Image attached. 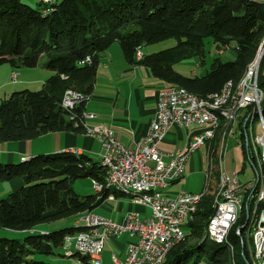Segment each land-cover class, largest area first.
Instances as JSON below:
<instances>
[{
	"label": "trees",
	"instance_id": "1",
	"mask_svg": "<svg viewBox=\"0 0 264 264\" xmlns=\"http://www.w3.org/2000/svg\"><path fill=\"white\" fill-rule=\"evenodd\" d=\"M208 37L219 51L233 43L235 60L222 63L215 58L201 78L177 73L174 65L185 59L195 57L203 65ZM167 39H175L176 45L136 59L145 45ZM263 42L264 3L256 0H55L40 2L36 8L19 0H0V66L33 69L46 57L41 66L52 72L41 90L14 92L1 102L0 143L52 133L86 134L81 124L86 102L64 110L62 101L67 91L91 96L99 58L113 43L119 44L128 63L146 67L168 88H182L204 99L220 94L228 83L238 84L256 64ZM259 66L257 84L263 92L264 114V56ZM213 147L211 142L204 196L187 224L184 240L173 246L162 264H188L192 259L193 264L203 259L210 264H260L254 259L247 226L242 229L244 213L224 244H215L206 236L219 182V153ZM252 163L257 167V162ZM14 179L22 180L23 186L0 200V229L15 232L78 217L94 210L111 193L117 194L109 189L88 196L76 194L77 180L104 182L105 169L100 162L71 152L0 164V182ZM263 208L260 203L257 211ZM81 230L76 226L28 235L23 241L0 239V264H50L34 256L54 255L63 250L66 238ZM208 244L213 248L206 251ZM71 257L91 264L84 255Z\"/></svg>",
	"mask_w": 264,
	"mask_h": 264
},
{
	"label": "built area",
	"instance_id": "2",
	"mask_svg": "<svg viewBox=\"0 0 264 264\" xmlns=\"http://www.w3.org/2000/svg\"><path fill=\"white\" fill-rule=\"evenodd\" d=\"M55 0H45V4ZM141 51L136 53V59H142ZM254 74V73H252ZM15 82L16 75H12ZM230 85L226 88L229 91ZM225 91V92H226ZM256 98H263V92L255 83H247L245 90L238 102L245 103L246 113H251V101ZM89 97H84L78 93L67 91L62 101L64 110H72L81 102H87ZM216 102L224 103L225 95H212ZM212 106H207V101H199L187 97L185 93H177L167 89H160L155 114L149 123L146 136L133 149L124 147L118 140L117 134L105 124H100L95 128L89 127L87 137L99 140L101 146L100 158L105 163L112 166V170H117L118 186L129 187V183H165L174 184L183 178L185 166L192 154L205 148V139L211 138L215 120L211 117ZM96 116L84 112L81 124H86V120H93ZM172 127L190 132L191 134L182 149L175 151H164L161 148L167 133ZM264 120L258 127H251L250 120L243 122L242 130L234 134L237 146L243 150L245 159L250 164V156L255 150H264ZM247 131L256 132V143L247 142ZM110 176V173H105ZM92 190L95 194H100L105 188H100L98 181H92ZM251 190H258V200L249 201ZM239 192H247L249 210L244 212L246 227L248 218L259 202H264V184L261 187H254V177L247 182L240 180L239 174L233 172L226 173V193L235 195ZM198 194L183 193L175 197L163 195L140 196L131 200L135 205L147 208L149 216H142L131 212L123 216L122 223L113 222L110 219L95 215L91 212L80 214L78 222H88L95 225L93 234H82V237H68V245H64L65 257H71L73 250L83 256V250H92L95 260L102 263V253L106 242L111 238H118L124 233H128L135 241L127 245L123 259L113 258L114 264H141V261L153 262L155 258L163 255L174 240L187 234V224L189 223V210L194 203H198ZM109 199L113 197L108 196ZM234 218V210L228 208V201L220 200L216 216L212 223L211 238L223 239L224 225ZM83 235H90V242H83ZM258 239L259 253L264 261V219L258 226L256 235Z\"/></svg>",
	"mask_w": 264,
	"mask_h": 264
},
{
	"label": "crops",
	"instance_id": "3",
	"mask_svg": "<svg viewBox=\"0 0 264 264\" xmlns=\"http://www.w3.org/2000/svg\"><path fill=\"white\" fill-rule=\"evenodd\" d=\"M19 1L30 6L34 5V8H36L38 3L42 2V0ZM141 54L145 56L151 53L143 52L141 49ZM42 58H40L37 68L46 71V74L37 75V77H35L36 74H27V78L22 79V73L19 71L20 73H17L18 83L30 84L35 82L36 79V82L44 83L52 75V72L45 70L41 66L44 63L41 61ZM6 85L4 84L0 88ZM168 87L164 82L156 79L146 67L128 63L123 56L121 47L113 43L99 58L93 91L85 104V112L94 114L96 118L86 120L85 125L95 128L100 124H105L117 134L119 142L124 147L133 149L137 143L143 140L148 132L149 123L156 111L159 90L163 88L167 89ZM196 131L197 129H193L190 132H186L172 127L161 144L162 150L175 151L182 149L183 143ZM86 135L62 132L47 134L24 142L0 143V163H19L37 154L61 152H76L78 155H85L93 162L99 163L101 161L100 142ZM249 135L251 136V133ZM222 156L223 152L221 158ZM250 165L254 170L255 177L256 166L252 162H250ZM88 181L92 188V181ZM22 186L23 182L20 179L0 182V197H3L8 192L16 191ZM109 196L113 198L105 199L91 213L110 219L116 223H122L123 216L131 212L142 216H149V210L132 203L131 197L121 193H111ZM96 209L97 211H95ZM52 227H55V225H40L29 231V233H47L51 231ZM26 234L0 229V238L8 235L21 236ZM74 234L76 235V233ZM75 235L72 237H75ZM134 241L135 239L128 233H124L118 238L109 239L102 253L101 264L105 260L104 253L106 249L111 250L110 261L113 263V258L120 260L124 258L127 245ZM72 250L73 247H70L73 255ZM203 262H205V259L199 264H203Z\"/></svg>",
	"mask_w": 264,
	"mask_h": 264
},
{
	"label": "bare ground",
	"instance_id": "4",
	"mask_svg": "<svg viewBox=\"0 0 264 264\" xmlns=\"http://www.w3.org/2000/svg\"><path fill=\"white\" fill-rule=\"evenodd\" d=\"M45 3V0H42ZM258 64H254L249 68L246 72L244 78L236 85L228 83L222 90L220 94L217 95H225L224 103L216 102V99H212V95L208 96L204 99L198 98L193 94H190L185 89L182 88H167V90L174 91L177 93H185L187 97L192 99H196L199 101H207V106H212L211 109V117L215 120L216 125L213 126V133L211 138L205 139V144H210L214 142V147L217 148L219 153V167H220V160L221 155L224 149L225 142L229 136L235 134L233 126V120L235 119L236 115H238L243 110V116H245L246 120H250L251 127H258V125L262 124V120H264L262 112L260 111V106H258L259 102L262 101V98H256V100L251 101V108H259V113H256V109H252L251 113H246L245 110V103L238 102L240 96L242 95L243 91L246 88L248 82L255 83V87H257V78H258ZM254 73V74H252ZM230 85L229 91H226V88ZM226 91V92H225ZM242 115V112L241 114ZM239 116V115H238ZM243 118V117H242ZM245 118L243 121H245ZM258 119V120H257ZM260 119V120H259ZM242 120V119H241ZM257 120V121H256ZM239 122H241L239 120ZM237 124V122H236ZM85 125V124H84ZM240 126V125H239ZM86 127V125H85ZM243 127V126H242ZM242 127L237 128L239 132L242 130ZM236 129V128H235ZM237 132V134L239 133ZM87 135H89V128L86 127ZM251 133V136L249 135ZM262 139H264V130H262ZM247 142L248 143H256V132L255 131H247ZM213 147V148H214ZM78 154L76 152H73ZM253 160L250 162H257V167L255 170V177H254V187H261L264 184V150H255L253 152ZM101 165L105 169V173H110V176H105L104 182L100 183V188H105V190H113L117 193H121L125 196H129L132 200L139 198L140 196H153V195H162V191L172 184H165V183H146V184H138V183H129V187H122L118 186V181L115 179L117 178V170H112V166L109 163H105L100 161ZM218 186L216 190V196L214 198L212 209L213 214L208 221L207 225V238L215 243V244H224L227 241V237L231 229L235 226V224L240 220L242 213L249 210V203L247 199V192H239L235 195L233 193H226V172L223 171L220 167L219 169V180ZM204 193L198 195V203L193 204V208L189 210V221L193 219L194 214L197 211L198 205L200 204ZM220 200L228 201V208L234 210V218H229V221L224 225L223 229V239L219 238H211V228L213 220L216 216V210L218 209V202ZM258 200V190H251L249 194V201H257ZM264 203V202H259ZM262 219H264V208L260 211H257V207L251 211V214L247 221V229L248 235H251V239H253V256L256 261H259L260 264H264L262 261L259 253L258 247V239L256 237L258 226L261 223ZM79 227L82 228L75 237H82V234H93L95 232V225L93 223L88 222H79ZM236 234H240V230H236ZM186 234H184L181 238L176 239L173 243L167 247V250L163 251V255L159 256V258H155L153 262L149 261H141V264H162L165 260L166 256L170 252V250L176 244L182 242L185 238ZM83 242H90V235H83ZM66 243H68V238H66ZM242 244V243H241ZM83 255L89 258L91 264H100L93 255L92 250H83Z\"/></svg>",
	"mask_w": 264,
	"mask_h": 264
},
{
	"label": "rangeland",
	"instance_id": "5",
	"mask_svg": "<svg viewBox=\"0 0 264 264\" xmlns=\"http://www.w3.org/2000/svg\"><path fill=\"white\" fill-rule=\"evenodd\" d=\"M61 1V0H60ZM259 2L264 3V0H256ZM31 8H34V5H28ZM118 44V43H116ZM119 45V44H118ZM176 45V40L175 39H167L159 43L151 44V45H145L142 47L143 52H150V53H157L159 51H163L166 49H170ZM261 52V57L259 60L258 69L260 70V62L264 56V42L261 46L260 49ZM215 58H219L222 63H227V62H233L236 58V52L234 50V44L231 43L229 47H224L221 51L217 50L213 40L211 38H205L204 39V58H203V65H200L201 61L198 58H189L182 60L178 62L177 64L174 65V70L185 76V77H197L201 78L203 77L207 70L209 69L212 61ZM46 60V57L42 58V62ZM22 73V79L27 78V74H36L41 76L42 74H46V71H43L42 69L33 68H20V69H14L11 66L4 64L0 66V86L7 84L5 87L0 88V104L3 100L9 99L12 93L22 91V90H29V91H39L43 87V82H35L30 83V84H20L18 83V80L15 82L12 79V75L15 74L16 78H18L17 73L18 72ZM19 72V73H20ZM13 73V74H12ZM259 76V74H258ZM20 79V77H19ZM258 87V84H257ZM262 102V101H261ZM261 102H259L258 106L261 107ZM260 111L262 112L263 118V110L260 108ZM242 112V115H240ZM238 115H236L235 119L233 120V126L235 134L239 132L237 128H241L243 126V120L245 116H243V110L240 112ZM256 113H259V109H256ZM243 117V118H242ZM242 119V120H241ZM239 120L241 122H239ZM258 120V119H257ZM256 120V121H257ZM260 120V119H259ZM237 122V124H236ZM240 125V126H239ZM236 128V129H235ZM234 134H232L233 136ZM228 137L224 149H223V156L220 160V165L223 171H225L228 174H231L233 171H236L239 174V177L241 181L247 182L250 181L254 177V170L251 167V165L248 163V161L245 159L243 150L237 146V141L234 137ZM185 143H183L182 148L185 147ZM207 147L208 144H205V148L201 149L200 151L192 154V156L189 158L186 166H185V171L183 174V178L178 181L177 183L173 184L172 186L164 189L162 191L163 196L167 197H175L178 194H183V193H193V194H198V193H203L205 184H206V176H207V171L209 167V162H208V152H207ZM40 155V154H37ZM34 155V156H37ZM92 158V157H91ZM218 158L215 157V161L217 162ZM22 162V161H20ZM219 162H217L218 164ZM0 164H8V163H0ZM219 165V164H218ZM74 190L76 194L80 196H88L90 194H93V190L91 188V185L88 180L85 179H80L77 180L74 183ZM14 191L8 192L4 194L3 197H0V200L7 198L11 193ZM200 193V194H201ZM97 211V209L95 210ZM45 225H55V227L51 228V232L57 231L60 229H65V228H72L76 227L79 225L78 222V217H71L68 219H63L59 220L53 223H48ZM15 232V231H14ZM23 232V231H22ZM27 233L26 235H8V236H3L0 239H8V240H19L23 241L24 238L28 235H38L35 232L29 233V231L23 232ZM78 233V232H77ZM76 233V234H77ZM251 243L253 246V239H251ZM188 245H193L192 241L188 242ZM213 246L211 244H208L205 246V250L208 251L212 249ZM73 254L76 252L74 250ZM112 252L111 250L106 249L104 256L105 260L103 264H113L110 261V256ZM87 257V256H86ZM107 257V258H106ZM34 259L36 261H42L50 264H82L77 258H67L64 256V252L62 249L58 250L55 252L54 255L51 256H45V255H35ZM188 264H193V259L190 261ZM203 264H210L209 261L203 262Z\"/></svg>",
	"mask_w": 264,
	"mask_h": 264
},
{
	"label": "water",
	"instance_id": "6",
	"mask_svg": "<svg viewBox=\"0 0 264 264\" xmlns=\"http://www.w3.org/2000/svg\"><path fill=\"white\" fill-rule=\"evenodd\" d=\"M260 57H261V52H259V54H258V56H257V59H256L255 63H259Z\"/></svg>",
	"mask_w": 264,
	"mask_h": 264
}]
</instances>
